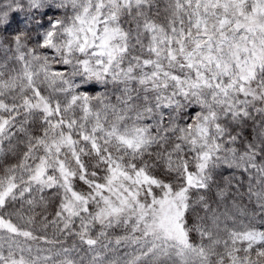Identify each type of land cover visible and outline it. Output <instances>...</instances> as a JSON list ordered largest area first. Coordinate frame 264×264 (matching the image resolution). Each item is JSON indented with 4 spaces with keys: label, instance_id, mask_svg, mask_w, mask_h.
<instances>
[{
    "label": "snow or ice",
    "instance_id": "obj_1",
    "mask_svg": "<svg viewBox=\"0 0 264 264\" xmlns=\"http://www.w3.org/2000/svg\"><path fill=\"white\" fill-rule=\"evenodd\" d=\"M0 264H264V0H0Z\"/></svg>",
    "mask_w": 264,
    "mask_h": 264
},
{
    "label": "trees",
    "instance_id": "obj_2",
    "mask_svg": "<svg viewBox=\"0 0 264 264\" xmlns=\"http://www.w3.org/2000/svg\"><path fill=\"white\" fill-rule=\"evenodd\" d=\"M52 210H53V209H51V208L49 209L50 212H51ZM49 234H51V233H49Z\"/></svg>",
    "mask_w": 264,
    "mask_h": 264
}]
</instances>
